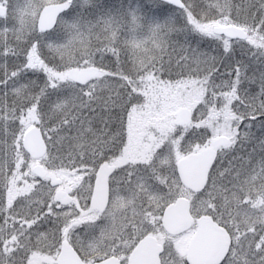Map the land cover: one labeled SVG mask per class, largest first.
<instances>
[{
	"label": "snow or ice",
	"instance_id": "snow-or-ice-1",
	"mask_svg": "<svg viewBox=\"0 0 264 264\" xmlns=\"http://www.w3.org/2000/svg\"><path fill=\"white\" fill-rule=\"evenodd\" d=\"M0 264H264V0H0Z\"/></svg>",
	"mask_w": 264,
	"mask_h": 264
}]
</instances>
